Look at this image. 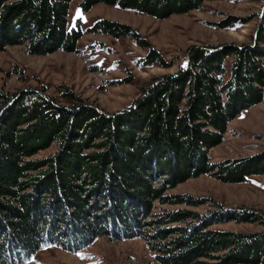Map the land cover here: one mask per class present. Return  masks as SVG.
<instances>
[{
  "label": "trees",
  "instance_id": "trees-1",
  "mask_svg": "<svg viewBox=\"0 0 264 264\" xmlns=\"http://www.w3.org/2000/svg\"><path fill=\"white\" fill-rule=\"evenodd\" d=\"M71 1L0 0V48L27 44L36 55L77 51L84 33L80 20L69 28ZM206 1L82 0L80 7L88 12L104 3L165 19ZM240 21L230 16L219 26ZM90 31L140 38L129 25L107 19ZM251 38L243 45H191L183 65L154 77L119 111L106 112L72 92L65 96L77 102L67 105L37 88L0 91V264L28 262L48 246L76 252L106 233L105 226L113 238L143 236L140 217L152 201L204 202L165 194L188 178L210 173L239 182L264 174V151L218 163L208 155L229 122L264 100V10ZM156 62L171 64L155 50L143 59L146 66ZM52 145L53 153L37 157ZM102 202L108 203L103 212ZM152 216L151 246L162 264H212L203 258L220 253L219 264L264 263V230L211 228L230 221L264 225V215L254 210L220 207L204 215L178 209Z\"/></svg>",
  "mask_w": 264,
  "mask_h": 264
},
{
  "label": "rangeland",
  "instance_id": "rangeland-1",
  "mask_svg": "<svg viewBox=\"0 0 264 264\" xmlns=\"http://www.w3.org/2000/svg\"><path fill=\"white\" fill-rule=\"evenodd\" d=\"M81 1L72 0L69 9V28L80 20L84 33L77 43V51L58 50L47 55H36L29 51L27 44L0 48V91L11 93L20 89L37 88L45 90L67 105L77 102L65 96L72 92L106 112L123 110L140 95L143 85L156 76L173 73L183 65L191 45L214 47L226 43H252L251 36L256 33L264 10V0H211L196 10L158 19L137 10L104 3L96 4L88 12H83ZM230 16L245 19V23L240 21L234 27L221 28L219 23ZM103 19L129 25L140 38L114 37L108 33L90 31L97 21ZM141 40L148 41L150 46L144 47L137 42ZM151 50L171 63L170 67H164L158 62L146 66L143 59ZM230 65L231 59L227 63L228 72ZM55 149V145H52L37 154V157L53 153ZM262 151L264 100L229 122L222 142L213 146L208 155L212 163H218L255 157ZM165 194L192 195L204 199V202L191 206L154 200L148 209V215L140 217L145 223L143 236L113 238L108 231L109 226H105L106 233L76 252L59 246H48L22 264H162L158 260L159 252L151 246L155 239L152 236L155 227L150 222L154 223L156 219L152 215L178 209H189L206 215L220 207L251 209L264 215V174H252L244 181L227 182L213 174L203 173L182 181ZM123 197L126 198L124 195ZM129 202L127 200V204ZM106 204L108 203L102 202V212L108 208ZM140 208L142 209L141 206ZM175 225L180 224H172ZM211 228L254 233L264 230V225L230 221L214 224ZM171 238L173 237L168 240ZM217 255L219 256L203 258V261L219 264L222 253Z\"/></svg>",
  "mask_w": 264,
  "mask_h": 264
}]
</instances>
